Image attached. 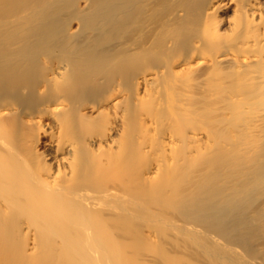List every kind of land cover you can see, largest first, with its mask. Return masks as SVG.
I'll return each instance as SVG.
<instances>
[{
	"label": "bare ground",
	"instance_id": "obj_1",
	"mask_svg": "<svg viewBox=\"0 0 264 264\" xmlns=\"http://www.w3.org/2000/svg\"><path fill=\"white\" fill-rule=\"evenodd\" d=\"M30 1L12 34L0 27V264H180L170 232L206 239L204 260L264 264L228 235L239 230L250 253L264 245V0ZM205 120L216 141L191 132ZM213 143L229 147L195 180ZM237 148L249 157L224 181ZM161 174L164 197L146 203ZM199 184L214 203L184 216ZM145 224L171 250L152 252Z\"/></svg>",
	"mask_w": 264,
	"mask_h": 264
},
{
	"label": "rangeland",
	"instance_id": "obj_2",
	"mask_svg": "<svg viewBox=\"0 0 264 264\" xmlns=\"http://www.w3.org/2000/svg\"><path fill=\"white\" fill-rule=\"evenodd\" d=\"M49 3V0H44V1H42L41 2V5H47ZM80 5L83 7V8H88L89 7V5H90V3H91V1L90 0H80ZM32 8H33V6H32V2L30 1V0H27V1H21V0H0V27H2V28H0V31H1V29H2V31L1 32H4L5 30V32L4 33H8V32H10V34H12V31H13V29H14V27L16 26V24H17V22H18V20L21 18V17H30V15H31V13H32ZM70 12L72 11V10H69ZM74 18H76V17H74ZM71 22L72 23H69V26H70V28L72 29L71 30V33H74V34H77V33H79V32H82L83 31V29H82V24H81V21L78 19V18H76V19H73V20H71ZM2 40H4V39H0V42H2ZM24 46L25 45V41L22 39L21 40V42H20V46ZM177 98H179V97H177ZM171 100V101H170ZM181 101V102H183V98H179V99H177V101ZM168 103H166V104H170V102L172 103V104H170L169 105V108L170 109H173V108H175V107H177L179 104H178V102L176 103V102H174L172 99H169V100H166ZM176 103V104H175ZM208 120H210V118L208 119ZM148 123L150 124V122L148 121ZM195 124H197L199 127H198V129L197 130H193V131H191V132H197V133H205V134H207V133H209V131H210V133L209 134H211V135H209V136H212L213 138L212 139H210V140H215L216 141V138L218 137V136H220V132H218V131H216V129H210L209 131H206L205 130V126H204V123L207 125V121L205 120V121H203V122H200V123H198V122H194ZM192 124V123H191ZM195 124H192V125H195ZM200 124V125H199ZM211 130H212V132H211ZM213 132H216V133H213ZM215 134V135H214ZM259 135V137H261V136H263L264 135V133L263 132H261L260 134H258ZM217 136V137H216ZM211 138V137H210ZM242 139V138H241ZM215 141H214V143H215ZM239 141V140H238ZM213 143V145L211 146V147H209L210 149H208V150H205V151H207V152H201L200 153V155L197 157V159L195 160V162H193L192 164H194L192 167H190L191 169H190V171H189V174L190 175H192V174H194V178H196L195 180H198L197 179V176H199V170H200V168L202 167V166H206V165H208L209 163H210V161H208L209 159H212V160H214L215 158L213 157L214 156V154L215 155H219V154H221V153H223V152H225V148H227V147H229L230 145H235L236 146V142H234L233 144H232V142H231V144H228L229 146H227L226 147V143L225 144H221V145H218V146H221L220 148H218L217 149V147L218 146H216L215 144ZM217 143V142H216ZM238 143H241V142H238ZM223 145V146H222ZM243 144L241 143V146H242ZM225 147V148H224ZM244 147V146H243ZM246 147H248V146H246ZM216 149V150H215ZM239 148H237V150H235V152H236V154H235V159H233V162H229L228 163V167L230 168V169H228V167H227V169L225 168V170L223 171L224 172V174H225V172H226V170L227 171H229V173L228 172H226V174L228 173V175L229 174H231V173H233L235 170H234V167H236V166H238V165H240L241 163H243L249 156L248 155H246V153L244 152V154H243V152H240V151H242L241 150V148L238 150ZM249 149V148H248ZM251 149V152H253V149L252 148H250ZM210 150V151H209ZM220 150H222V151H220ZM218 151H219V153H218ZM203 153V154H202ZM225 154V153H224ZM202 155V156H201ZM223 155V154H222ZM227 157V156H226ZM208 158V159H207ZM244 160V161H243ZM156 161L157 160H151L150 159V162L148 161V160H146V161H144V164L142 163V167H143V170H144V174H145V177L146 176H151V177H155V175L153 176L152 174H149V173H151V172H157V168H153V167H157V163H156ZM213 167L214 166H211V163H210V165H208V167L204 170V173H206V174H208V175H210V174H213V172L216 170V168H215V170L213 169ZM209 168V169H208ZM152 169V170H151ZM223 169V168H222ZM208 170V171H207ZM232 170V171H231ZM209 171H211V173L209 172ZM194 172V173H193ZM198 175H197V174ZM164 174V173H163ZM225 174V175H226ZM223 176V179H224V181H226L225 179L228 177L227 175L226 176ZM192 177V176H191ZM242 179H243V177H242ZM221 180V179H220ZM228 180H230V179H227V181ZM238 182H240L239 180H238ZM167 183H168V177H167V175H163L162 176V174L161 175H159L158 176V178L157 179H155V180H151L148 184H147V186H146V189H147V191H149V195H150V198L146 201V203H153V202H156V201H158V200H160V199H162V197H164V193H163V189H164V187L167 185ZM163 184H165V185H163ZM225 189H226V187H227V185L226 184H221ZM201 185L199 184L198 185V187H195V186H193V187H187L186 188V190H188L186 193H187V195H186V197L190 200V205H189V209L188 210H186L184 213V216H187V214H189V213H193V212H195L196 211V213H197V209H199L201 206L203 207H207V208H209L210 206H212L213 205V201H212V199H210V201H208V200H203V199H201V201H199V199L201 198V197H203V196H201L200 194H199V191H197L198 190V188H200V189H202V187H200ZM195 187V188H194ZM162 188V189H161ZM250 188L251 187H247L246 188V190H250ZM191 189H195V190H193V193H192V191H191ZM197 189V190H196ZM199 189V190H200ZM191 191V192H190ZM253 191V190H252ZM252 191H250V192H247L248 194H246V192H244V193H242L241 195H240V197L242 198V199H245L246 198V196L247 195H249V194H251V193H253ZM181 194H182V192H181ZM181 194H179L178 192H177V196H172L170 199V204H172V202L173 203H175L177 200H178V198H179V195H180V197H182V195ZM189 194V195H188ZM191 194H193V195H191ZM195 195V196H194ZM245 195V196H244ZM199 196V197H198ZM193 197V198H192ZM172 198H173V200H172ZM186 198V199H187ZM193 199V200H192ZM196 200V201H195ZM175 201V202H174ZM206 201H207V203H206ZM201 204H200V203ZM210 202V203H209ZM211 202H213L212 203V205H211ZM198 205V206H197ZM174 206V205H173ZM174 208H175V206H174ZM173 209V208H172ZM172 209H170V210H172ZM191 209H193L192 211H191ZM158 211H159V208L157 209ZM174 210H172V212H173ZM191 213V214H192ZM158 214H160V211L158 212ZM190 215V214H189ZM253 215V214H252ZM255 216V215H254ZM254 216H253V218H254ZM252 216L250 215V218H251ZM207 225V226H206ZM208 226H210L211 227V225L210 224H205V226L203 225L202 226V228H200V227H197V229L199 230V232L201 233V232H203V233H206L205 232V230H207V229H209L210 227H208ZM201 229H202V231H201ZM204 230V231H203ZM236 231V230H235ZM241 231V230H240ZM239 232V230H237L235 233H234V231H232V235L230 234L231 233V231H230V233L228 234L229 235V238H231V239H233L234 237V239L236 240V239H238V241L241 239L242 240V235H241V232H240V234L238 233ZM151 233V234H150ZM215 233H216V235H215ZM237 233V234H236ZM149 234L150 235H156L155 237L153 236L152 237V239L154 240V242H155V245H154V247L152 248L153 249V251L152 252H154V251H156V252H162V251H166L167 249H170L171 250V248H168L169 247V243H166V241H164L163 240V237L162 236H160V235H157L154 231H153V229H151L150 228V226L148 227L146 224L143 226V230H142V233L140 234V240H143V237H146L147 235L149 236ZM171 232H170V237L168 238V240L169 241H175V239L176 240H178V239H180V240H178V241H180L181 242V244H182V246H183V248H180V250L182 251V253H181V261H180V264H207V262H208V264L210 263V264H219L220 262H219V259H218V257H216V256H214V257H211L212 258V260H211V258H205V260L203 259V258H201V257H199V254L201 255V249L199 250L198 248L200 247V246H202V245H204V243L207 241L206 239H205V241L203 242V239L202 238H200V237H195V238H197V239H193L192 241H191V243L190 242H185V244L183 243V238L181 239V238H176V236L174 235V237H173V234H172V236H171ZM211 234V233H210ZM208 235L207 237H209V236H211L212 238H210V239H214V240H216V241H219V242H221L222 243V237L224 238V235H223V232H214L213 233V231H212V234L211 235ZM234 234H236V235H234ZM238 234H239V236H238ZM217 235H218V237L219 238H217ZM221 235H222V237H221ZM234 235V236H233ZM231 236V237H230ZM232 236H233V238H232ZM172 237V238H171ZM174 238V239H173ZM216 238V239H215ZM172 239V240H171ZM202 239V240H201ZM161 240V241H160ZM195 240V241H194ZM198 240V241H197ZM237 240H236V242L238 243H236V244H234V242H231V245H230V248L231 249H233L236 253L238 252V248H240V249H244L246 252H244L243 251V254H245L246 255V260H251L252 258H253V261H256L257 260V258L258 257H260V260L261 259H264V253H263V251H264V248H262L264 245H262V246H260L259 247V249H258V247L256 248V252H252V253H250V252H248V250L246 249V248H248V247H246L244 244H242V243H239ZM143 242V241H142ZM161 242H162V244H161ZM208 242V241H207ZM207 242H206V244H207ZM241 242V241H240ZM192 243H194V244H192ZM187 244V245H186ZM223 244V246L222 247H228V245L227 244H225V243H222ZM233 244V245H232ZM240 244V245H239ZM145 245V243L143 244V246ZM242 245H244L243 247H242ZM166 246V247H165ZM199 246V247H198ZM231 246H237L236 248L235 247H231ZM240 246V247H239ZM194 247V248H193ZM197 247V248H196ZM246 247V248H245ZM263 250H262V249ZM165 249V250H164ZM185 249V250H184ZM195 249V250H194ZM194 250V251H193ZM257 250H260V253H262V254H259V253H257L258 251ZM262 250V251H261ZM188 253H187V252ZM193 251V252H192ZM191 253V255H190V253ZM240 252H241V250H240ZM168 253V252H167ZM195 253H196V255H195ZM256 254V256H254L255 254ZM194 254V255H193ZM249 254V255H248ZM251 254V255H250ZM244 255V256H245ZM219 257H220V259H221V256H220V254L218 255ZM250 256V257H249ZM197 257V258H196ZM139 258H142L141 256L139 257ZM197 259V260H196ZM202 261H201V260ZM208 259L210 260V262L208 261ZM256 259V260H255ZM259 259V258H258ZM216 260V261H215ZM217 260H218V262H217ZM194 261H195V263H194ZM198 261V262H197ZM215 261V262H214ZM222 261V260H221ZM200 262V263H199ZM212 262V263H211Z\"/></svg>",
	"mask_w": 264,
	"mask_h": 264
}]
</instances>
